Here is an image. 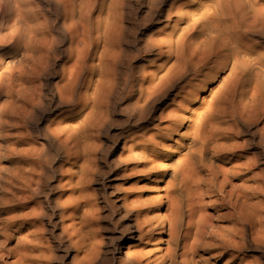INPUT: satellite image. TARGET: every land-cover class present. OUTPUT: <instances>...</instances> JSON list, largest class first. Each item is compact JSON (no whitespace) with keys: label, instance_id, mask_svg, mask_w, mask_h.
<instances>
[{"label":"bare ground","instance_id":"6f19581e","mask_svg":"<svg viewBox=\"0 0 264 264\" xmlns=\"http://www.w3.org/2000/svg\"><path fill=\"white\" fill-rule=\"evenodd\" d=\"M121 2L0 0V264L58 263L45 238L41 140L69 165L59 181L68 195L52 208L65 254L72 252L70 264L100 263L103 239L86 196L88 142L111 87ZM263 20L256 0H178L158 10L156 23L166 28L150 39L159 60L143 71L138 102L178 90L161 115L167 125L130 142L128 160L138 157L126 202L138 216L129 240L141 248L115 247L119 255L125 250L126 264H258L239 258L251 246L246 229L264 242L262 221L250 214V186L259 176L239 125L260 124L264 142V53L248 40L264 32ZM52 73L54 101L77 99L83 113L57 117L38 132L33 120Z\"/></svg>","mask_w":264,"mask_h":264},{"label":"rangeland","instance_id":"374dc122","mask_svg":"<svg viewBox=\"0 0 264 264\" xmlns=\"http://www.w3.org/2000/svg\"><path fill=\"white\" fill-rule=\"evenodd\" d=\"M177 1L122 0L121 2V27L114 46L116 55L111 63V87L105 89L97 114L90 121L92 125H96V129L89 132L88 142L90 157L86 177V196L92 208L95 228L103 239L99 264H126L123 257L125 250L119 255L115 250L116 246L129 247L131 252L141 248L138 241L129 240V235L137 236L135 221L138 215L126 202L135 192L134 169L138 154L134 155L132 161L128 160L127 155L133 136L150 132L157 126L167 125L162 121L161 115H166L173 105L172 100L177 93V87L165 97L153 102H138V89L143 71L149 70L153 63L159 60L156 50L150 45V39L157 40L166 28L165 24L156 23L158 10L164 11L172 2ZM256 1L264 9V0ZM262 33L257 32L248 40L252 46L264 53V32ZM66 47V43L59 45V52H64ZM65 60L64 58L63 62ZM57 80L58 77L53 73L47 79L42 112L33 120V129L38 132L57 117L67 118L72 112L82 117L83 111L77 106V99L72 105H58L56 100L54 101L51 92ZM81 80L78 87L79 94L83 92ZM260 128V124L252 125L247 122L239 125L240 141L249 142L248 156L255 160V174L259 176L257 182L250 186L253 193L251 204L255 206L254 212L252 213L251 210L250 214L254 216V221L260 218L264 227V142L260 141L261 135L257 134ZM39 142L38 144L44 148L45 175L42 180V190L48 200L45 206L47 214L43 222L48 234L45 238L55 250L57 264H70L72 252L67 251L65 254L66 250L58 238L60 233L58 215L52 210L58 201L68 195L59 188V181L61 173L69 165H66L65 153L60 152L56 146L42 140ZM138 188L142 189L143 185L139 183ZM146 195L144 199L148 201L151 196ZM245 235L251 246H245L239 258L264 264V242L248 229Z\"/></svg>","mask_w":264,"mask_h":264}]
</instances>
